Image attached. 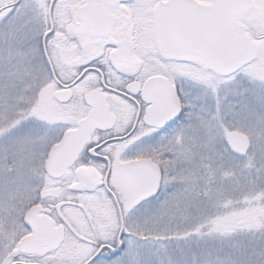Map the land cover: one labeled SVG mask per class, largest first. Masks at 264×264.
Returning a JSON list of instances; mask_svg holds the SVG:
<instances>
[{
	"label": "snow or ice",
	"instance_id": "1",
	"mask_svg": "<svg viewBox=\"0 0 264 264\" xmlns=\"http://www.w3.org/2000/svg\"><path fill=\"white\" fill-rule=\"evenodd\" d=\"M0 264H264V0H0Z\"/></svg>",
	"mask_w": 264,
	"mask_h": 264
}]
</instances>
